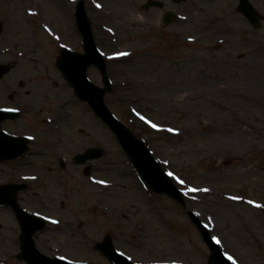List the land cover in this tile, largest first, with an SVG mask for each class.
Listing matches in <instances>:
<instances>
[{
  "label": "rangeland",
  "instance_id": "obj_1",
  "mask_svg": "<svg viewBox=\"0 0 264 264\" xmlns=\"http://www.w3.org/2000/svg\"><path fill=\"white\" fill-rule=\"evenodd\" d=\"M77 1L0 0V19L6 21L0 50L10 51L6 62L15 61L21 78L37 86L38 130L48 126L44 117L55 123L60 118L52 126L66 133L67 142H58L57 158L62 155L71 165L72 155L85 148L104 152L90 163L89 175L81 166H69L64 183L57 174L43 176L58 189L24 196L28 213L51 220L35 235L37 249L75 262L109 264L93 246L110 236L134 262L207 264L209 251L189 220L192 212L234 264H264V0H250L263 15L258 29L236 12L237 0H165L180 15L194 16L193 26L182 25L180 32L194 33L198 26V34H205L206 10L214 9L221 22L207 33L220 29L231 37L238 32L234 50H197L182 33L161 34V13L147 14V0H83L113 83L105 103L171 174L184 208L166 196L150 195L114 135L74 96L57 69L60 48L82 50ZM226 53L233 58L223 65L219 58ZM257 57L259 82L253 77L247 82L253 69L241 64L254 67ZM88 77L101 85L97 70H88ZM46 164L39 157L21 171L41 173ZM19 234L14 215L0 211V264H25L15 257Z\"/></svg>",
  "mask_w": 264,
  "mask_h": 264
},
{
  "label": "flooded vegetation",
  "instance_id": "obj_2",
  "mask_svg": "<svg viewBox=\"0 0 264 264\" xmlns=\"http://www.w3.org/2000/svg\"><path fill=\"white\" fill-rule=\"evenodd\" d=\"M157 1L160 3L159 7L148 8L146 11L149 15L151 13L154 14L153 10L155 9L160 11L161 16L159 20L161 21V25L159 26V31L161 34H165L166 32L171 34L182 33L188 44L193 45L192 47L197 48V50H209V47H212L211 50H234L237 47L235 39L236 36H240L238 32H234L231 37L224 35V30L220 29L210 31V35L207 33L208 29H214L216 24L221 22L219 19L222 15L216 13L214 9L210 8L206 10L208 14L204 18L206 20V22L204 21L205 26L203 23L201 25V29L205 30V34H198V26H195L194 33L187 30L180 32L177 29L182 25L190 23L193 26L194 16L190 14L178 18L173 16V21H169L166 18V14L168 12L175 13L179 11L172 7V4L175 3L172 0H170L172 4L166 3L165 0ZM195 12L203 13L202 11ZM0 21H3L2 27L4 29L6 21L4 19H0ZM246 23L248 22L246 21ZM248 25L252 27L250 23ZM211 41H214L213 44H209ZM242 41L244 44L245 40L241 39ZM9 52L8 50H0V65H2V69H0V195L4 198L5 202L8 197H12L13 195L10 190L12 185L24 186V191H17L14 196L20 207L31 208L26 204L24 196L32 197L34 196L32 193L39 190L46 192V190L53 188L58 189L57 186H52L53 181L50 177L45 179L43 176L47 178L48 174L54 173L57 174L56 179L58 181L63 180L64 183L66 180L69 166L64 160V163H61L60 160L62 158H57L58 153L56 150H58V142H67V137L65 136L66 133H63L59 126H52L60 122L59 117H56V123L53 118L46 117L44 123L48 126L45 128L40 127V130H38L37 106L34 103L37 86L34 81L32 83L31 79L21 78L22 70H20L19 65L15 61L6 62V59L10 56ZM226 54H228V57L219 58V61L224 63L223 65L226 64L225 62L230 57L233 58L230 53ZM17 58V54L14 53L12 59L16 60ZM254 63V67L241 64L243 68L253 69L247 82L251 81V77H253L254 82H259V75L261 74L260 58L257 57ZM229 64L231 65V63ZM235 65L239 68L238 64ZM26 72H30V70ZM52 140L55 142L52 143ZM39 149L41 152H38ZM39 157L44 158L47 162L41 173L37 171V168L34 169L36 173L25 174L21 171L22 168L27 166L31 169ZM75 167L77 166L73 164L70 169ZM25 177L28 180L24 179ZM44 194L48 196L49 192L47 191ZM1 202L0 211L9 210L13 214L12 210ZM49 246L51 247V243H49Z\"/></svg>",
  "mask_w": 264,
  "mask_h": 264
},
{
  "label": "water",
  "instance_id": "obj_3",
  "mask_svg": "<svg viewBox=\"0 0 264 264\" xmlns=\"http://www.w3.org/2000/svg\"><path fill=\"white\" fill-rule=\"evenodd\" d=\"M180 2L181 0H175ZM153 2H149L152 5ZM146 8V6H145ZM239 11L254 25L259 27L261 16L249 4L247 0H241ZM78 30L83 36L84 54H77L67 49H61L60 56L57 58L56 66L62 72L64 78L74 89L75 95L82 101L87 102L95 115L99 117L114 133L121 148L131 161L138 172V176L143 184L151 191L158 194H165L168 197L183 204V198L180 191L173 185L169 175H167L159 166L157 161L152 157L148 148L139 141L115 116L110 112L104 103V95L111 91V83L106 75L105 64L101 53L97 50L91 34L88 19L85 16L83 3L79 2L75 13ZM95 65L99 68L103 76V88L94 86L86 77L87 68ZM102 155L99 149H88L84 155L75 158L78 164L84 163L86 160L98 158ZM86 173L88 170L85 171ZM13 194V192H12ZM12 202V204H11ZM9 202L15 209L16 203L14 195ZM18 216L21 223L22 234L20 237L23 258L27 264H78L68 262L60 258L49 259L41 255L34 247L32 235L34 232L44 227V221L26 215L17 208ZM191 221L196 224L204 242L206 243L210 255L208 264H233L221 251L217 243L210 237L207 228L197 219V217L189 213ZM103 255L112 264H132L124 256L117 253L108 237L104 242L97 245Z\"/></svg>",
  "mask_w": 264,
  "mask_h": 264
},
{
  "label": "snow or ice",
  "instance_id": "obj_4",
  "mask_svg": "<svg viewBox=\"0 0 264 264\" xmlns=\"http://www.w3.org/2000/svg\"><path fill=\"white\" fill-rule=\"evenodd\" d=\"M123 55H127V53H124ZM251 203V202H250ZM216 243H219V240H216ZM231 259V258H230Z\"/></svg>",
  "mask_w": 264,
  "mask_h": 264
}]
</instances>
